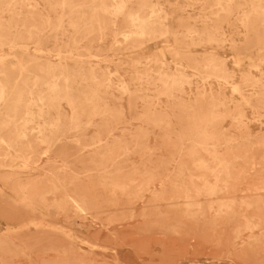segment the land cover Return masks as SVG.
<instances>
[{
	"label": "bare ground",
	"instance_id": "bare-ground-1",
	"mask_svg": "<svg viewBox=\"0 0 264 264\" xmlns=\"http://www.w3.org/2000/svg\"><path fill=\"white\" fill-rule=\"evenodd\" d=\"M155 41L160 47L147 51ZM208 46L215 47L195 51ZM225 47L229 59L217 53ZM239 107L264 119V0H0V256H12L18 247L11 241L40 217L97 214L117 195L136 199L148 191L181 204L185 216L202 210L199 198L224 217L236 206L264 205L232 198L247 172L264 167V136L221 130L230 120L241 131ZM172 118L182 124L176 177L168 193L157 181L160 195L150 172L136 182V168L125 172L119 164L149 155V131ZM131 121L139 127L127 132ZM63 141L72 148L54 151ZM185 174L189 185L180 180ZM258 180L246 190L264 191V175Z\"/></svg>",
	"mask_w": 264,
	"mask_h": 264
},
{
	"label": "rangeland",
	"instance_id": "rangeland-1",
	"mask_svg": "<svg viewBox=\"0 0 264 264\" xmlns=\"http://www.w3.org/2000/svg\"><path fill=\"white\" fill-rule=\"evenodd\" d=\"M198 10L196 7L189 13L195 15ZM235 25V40L239 43L242 40V30ZM160 44V41L151 42L146 45V50H156ZM214 47H199L195 51L201 53ZM217 53L227 59L231 55L226 47L217 49ZM255 55L256 51L253 50L252 56ZM244 62L247 64L246 58ZM221 94L230 98L228 88H222ZM234 101L236 100L228 105V111H233L236 107ZM124 102L122 100L121 103L124 105ZM158 110L171 114L165 104H160ZM240 111L244 116L241 131L234 129L235 122L224 120L221 124L222 132L226 135L242 133L256 137L264 136V119L258 120V113L254 109L241 107ZM125 115L129 118L131 114ZM137 127L139 124L131 121L125 129L132 132ZM181 128V121L172 118L167 127L151 129L145 143L153 151L142 157L136 154L127 157L120 160L119 165L125 172L136 168L133 175L136 182L145 179V171L150 172L156 181L155 191L159 192L157 181L162 180L165 192L168 193L169 181L175 180L176 177L175 163L178 159L174 153L177 136L182 133ZM90 133L92 134V130H88L85 137L91 136ZM116 135H120V132ZM69 146V143L63 141L54 147V151L60 147L65 150L68 147L69 150L72 148ZM180 148L185 152L187 145L183 144ZM219 151L222 153L227 149L221 148ZM261 152L255 151L254 157L259 156ZM201 156L206 158L205 155ZM183 160L187 168H192L187 159ZM240 166V162L236 164V168ZM74 167L73 169L77 170L81 168L80 164ZM254 169L247 172L248 178L245 176L242 182L238 183L237 192L232 195L236 202L241 199L264 200V191L246 190L264 175V167ZM189 179L186 174L180 178L188 185L191 183ZM159 194L161 195V192ZM221 195L219 197L222 199L231 197L228 194ZM116 198L118 199H115V205L106 203L97 214L83 215L67 210L60 215L49 214L47 218L40 217L35 228L27 227L28 229L18 233L15 240L11 241L18 247L17 251L12 256H0V264H264L263 204L251 202L247 208L236 206L233 215L224 217L207 210L206 205L211 200L199 198L202 210L207 212L196 209V215L185 216L180 213L181 204H169L157 199V195L148 191L141 193L136 199L125 195H117ZM5 227V222L0 220V233Z\"/></svg>",
	"mask_w": 264,
	"mask_h": 264
}]
</instances>
